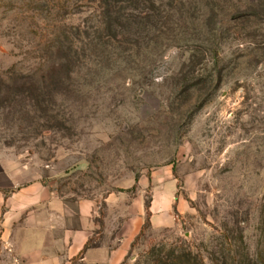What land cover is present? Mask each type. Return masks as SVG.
I'll return each mask as SVG.
<instances>
[{"label":"rangeland","instance_id":"obj_1","mask_svg":"<svg viewBox=\"0 0 264 264\" xmlns=\"http://www.w3.org/2000/svg\"><path fill=\"white\" fill-rule=\"evenodd\" d=\"M139 1L0 0V160L111 264H264V0Z\"/></svg>","mask_w":264,"mask_h":264},{"label":"crops","instance_id":"obj_2","mask_svg":"<svg viewBox=\"0 0 264 264\" xmlns=\"http://www.w3.org/2000/svg\"><path fill=\"white\" fill-rule=\"evenodd\" d=\"M25 178L24 169L0 160V264H71L95 234L91 212L76 204L69 221L70 205L43 180ZM121 243L115 254H125L131 240ZM84 256L87 262L111 264L110 242L86 249Z\"/></svg>","mask_w":264,"mask_h":264},{"label":"trees","instance_id":"obj_3","mask_svg":"<svg viewBox=\"0 0 264 264\" xmlns=\"http://www.w3.org/2000/svg\"><path fill=\"white\" fill-rule=\"evenodd\" d=\"M121 2L125 3L126 5H128V7H127L128 11L137 12L138 10H140L141 13L143 15L147 16L149 19L152 18V14H154V11L156 10L155 9V4L153 2H150V5H146L147 3H143V2L141 3V1H139V0H126V1H122L121 0ZM140 4H141L142 7H141V9H138ZM111 10H109V12L112 13V12H114L115 8L111 9ZM88 248H89V244L85 247L84 251L80 254V256L84 255L85 250L88 249Z\"/></svg>","mask_w":264,"mask_h":264}]
</instances>
